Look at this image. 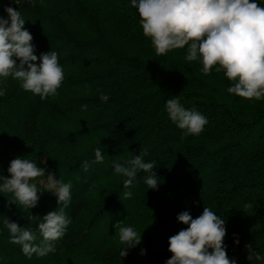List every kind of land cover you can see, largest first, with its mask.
I'll list each match as a JSON object with an SVG mask.
<instances>
[{
	"label": "trees",
	"instance_id": "trees-1",
	"mask_svg": "<svg viewBox=\"0 0 264 264\" xmlns=\"http://www.w3.org/2000/svg\"><path fill=\"white\" fill-rule=\"evenodd\" d=\"M4 7L21 12L37 57L58 53L65 78L43 100L0 78V176H9L11 160L26 157L70 182L65 211L72 223L54 253L28 258L10 243L4 221L35 230L30 216L56 210L57 199L44 191L43 177L33 181L41 190L35 208L0 192V264H165L169 237L187 227L177 216L187 211L195 219L204 207L225 219L224 245L237 264H249L246 244L264 252V99L228 93L219 65L203 73L199 59L185 60L187 45L157 56L131 0H0L7 19ZM174 96L207 117L200 134L183 137L169 119L165 102ZM97 148L103 162H94ZM141 150L145 162L155 161L156 190L144 182L148 173L125 188L126 178L114 172V162ZM121 221L142 237L126 257L114 227Z\"/></svg>",
	"mask_w": 264,
	"mask_h": 264
},
{
	"label": "clouds",
	"instance_id": "clouds-1",
	"mask_svg": "<svg viewBox=\"0 0 264 264\" xmlns=\"http://www.w3.org/2000/svg\"><path fill=\"white\" fill-rule=\"evenodd\" d=\"M131 5L138 10L143 34L151 38L157 56L187 45L185 60L199 59L203 73L209 74L219 65L215 71H224L230 82L228 93L249 101L264 99V6L259 0H131ZM4 12L7 19L0 15V78L19 81L23 90L42 100L55 96L65 78L58 53L51 50L37 57L33 36L24 27L26 20L21 12L12 7H4ZM38 59L39 64L35 63ZM4 94L0 89V96ZM100 99L107 102L109 97L102 94ZM165 109L183 137L200 134L208 123L195 107L186 109L179 96L167 99ZM147 155V151L141 150L125 164L114 162V172L126 178L125 188L133 184L140 172L148 173L144 181L148 189L158 188L159 178L153 171L155 161L145 162ZM94 162H103L100 148L95 150ZM82 166L87 171L89 162L84 161ZM7 171L9 176H0V192L12 193L10 202L22 208H35L41 190L33 181L46 177L44 191L52 193L58 205L42 218L30 216V220L37 222L35 230L6 219L10 243L19 245L28 258L54 253L56 242L66 235L72 223L65 211L71 203V183L56 179L55 173L46 176L44 167L26 157L11 160ZM131 196V192L123 193L124 199ZM252 207L251 203L243 205L244 209ZM177 220L187 227L169 237L168 251L172 255L165 264H237L235 258L228 257L224 245L226 221L211 208L204 207L195 219L184 211ZM114 227L123 245L119 255L126 257L128 249L141 244V234L133 227L122 226V221ZM235 243L239 244V240ZM245 248L249 264H264V252L250 243Z\"/></svg>",
	"mask_w": 264,
	"mask_h": 264
},
{
	"label": "rangeland",
	"instance_id": "rangeland-1",
	"mask_svg": "<svg viewBox=\"0 0 264 264\" xmlns=\"http://www.w3.org/2000/svg\"><path fill=\"white\" fill-rule=\"evenodd\" d=\"M47 176V175H46ZM42 184L46 185V177H43L39 180Z\"/></svg>",
	"mask_w": 264,
	"mask_h": 264
}]
</instances>
